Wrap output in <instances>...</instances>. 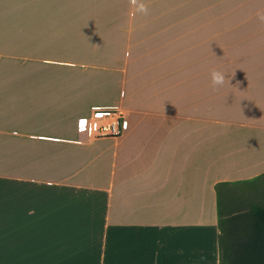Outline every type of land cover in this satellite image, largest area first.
I'll use <instances>...</instances> for the list:
<instances>
[{
    "label": "crops",
    "instance_id": "obj_1",
    "mask_svg": "<svg viewBox=\"0 0 264 264\" xmlns=\"http://www.w3.org/2000/svg\"><path fill=\"white\" fill-rule=\"evenodd\" d=\"M145 3L0 0V264H220L221 193L264 176V0ZM93 105L126 130L78 141Z\"/></svg>",
    "mask_w": 264,
    "mask_h": 264
},
{
    "label": "trees",
    "instance_id": "obj_2",
    "mask_svg": "<svg viewBox=\"0 0 264 264\" xmlns=\"http://www.w3.org/2000/svg\"><path fill=\"white\" fill-rule=\"evenodd\" d=\"M228 221L230 230L220 218V264H264V207L252 206Z\"/></svg>",
    "mask_w": 264,
    "mask_h": 264
},
{
    "label": "built area",
    "instance_id": "obj_3",
    "mask_svg": "<svg viewBox=\"0 0 264 264\" xmlns=\"http://www.w3.org/2000/svg\"><path fill=\"white\" fill-rule=\"evenodd\" d=\"M127 128V114L122 107L93 105L89 113L76 120L77 140L86 142L102 137H118Z\"/></svg>",
    "mask_w": 264,
    "mask_h": 264
},
{
    "label": "rangeland",
    "instance_id": "obj_4",
    "mask_svg": "<svg viewBox=\"0 0 264 264\" xmlns=\"http://www.w3.org/2000/svg\"><path fill=\"white\" fill-rule=\"evenodd\" d=\"M196 2H191V10L197 9ZM224 9L229 6L228 2H224ZM236 189L229 191V197L227 191H223L221 193V213L222 220H225L226 229L231 228V224L228 221L230 217L234 214H242L248 211L252 206H263L264 207V176L256 179L255 181L243 184L236 185ZM7 224L6 222L0 223V232H7ZM240 230L241 226L238 225ZM243 229V228H242ZM83 240V239H79ZM17 244V241H14Z\"/></svg>",
    "mask_w": 264,
    "mask_h": 264
},
{
    "label": "clouds",
    "instance_id": "obj_5",
    "mask_svg": "<svg viewBox=\"0 0 264 264\" xmlns=\"http://www.w3.org/2000/svg\"><path fill=\"white\" fill-rule=\"evenodd\" d=\"M128 3L130 9L128 16L130 20H135L137 16H148L150 14L149 6L145 3V0H128ZM255 17L259 22L264 23V8H258L255 11ZM210 77L213 88L223 87L226 80L229 84V80L226 79V73L217 69H213L210 72Z\"/></svg>",
    "mask_w": 264,
    "mask_h": 264
}]
</instances>
